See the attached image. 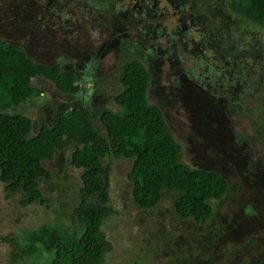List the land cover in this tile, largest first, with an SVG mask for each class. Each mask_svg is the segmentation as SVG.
I'll use <instances>...</instances> for the list:
<instances>
[{"label":"rangeland","instance_id":"rangeland-1","mask_svg":"<svg viewBox=\"0 0 264 264\" xmlns=\"http://www.w3.org/2000/svg\"><path fill=\"white\" fill-rule=\"evenodd\" d=\"M228 1L0 0V41L21 47L36 63L74 73L79 86L63 94L43 77L32 78L40 94L9 113L27 115L33 133L74 107L116 109L121 64L137 59L151 74L148 101L181 145L180 160L227 181V192L210 201L211 219L197 224L177 218L166 190L155 207L139 208L126 177L131 160L105 159L112 211L100 227L107 242L100 264L264 260L263 32L234 15ZM223 40L236 43L237 51ZM93 124L106 135L99 120ZM72 151L69 146L43 158L51 174L40 179L47 204L23 206L22 194H10L0 182V237L9 238L0 240V264H51L53 253L40 244L30 256H10L13 244L24 247L41 228L82 233L72 220L81 188Z\"/></svg>","mask_w":264,"mask_h":264},{"label":"trees","instance_id":"trees-1","mask_svg":"<svg viewBox=\"0 0 264 264\" xmlns=\"http://www.w3.org/2000/svg\"><path fill=\"white\" fill-rule=\"evenodd\" d=\"M228 7L242 21L262 30L264 41V0H229ZM223 44H230L231 52L237 51L236 43L223 40ZM217 69L214 68L216 75L220 73ZM37 76L53 83L63 94L79 89L74 84V73L63 71L59 65L36 63L21 47L0 41V182L10 194H22L23 206L47 204L40 179L49 180L51 174L43 158L49 151L73 146L70 163L81 170V188L72 220L82 225L83 231L69 236L56 228H41L32 233L24 247L12 245L11 259L32 255L40 244L46 252L53 253L51 264H100L107 244L100 227L112 211L107 206L111 167L104 163L110 156L131 160L126 177L139 208L155 207L166 190L173 193L172 207L178 219H191L197 224L211 219L210 201L227 192V181L217 172L193 168L180 160L181 145L160 108L148 101L151 74L142 61L121 64L118 81L122 88L113 95L116 109L91 111L84 106L74 107L33 133L27 115L11 114L9 110L40 94V89L31 83ZM261 117L264 129V113ZM94 120H99L106 135L94 126ZM0 240L8 242L9 238L1 236ZM229 264H264V260L244 262L239 257Z\"/></svg>","mask_w":264,"mask_h":264}]
</instances>
